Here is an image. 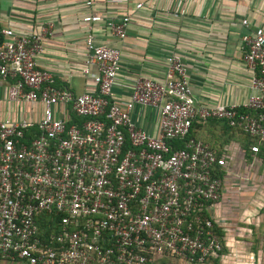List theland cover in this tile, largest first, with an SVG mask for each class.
Here are the masks:
<instances>
[{
    "label": "built area",
    "instance_id": "built-area-1",
    "mask_svg": "<svg viewBox=\"0 0 264 264\" xmlns=\"http://www.w3.org/2000/svg\"><path fill=\"white\" fill-rule=\"evenodd\" d=\"M86 4L92 7L94 1ZM84 21L105 22L99 15ZM130 22L129 17L107 21L110 36L126 42ZM243 26L250 28L248 20ZM52 32L53 26L39 34L0 27V77L14 82L9 99L43 108L38 123L0 121V260L155 264L165 255L191 264H205L211 257L223 260L215 231L223 221L214 211L235 165L187 138L195 122H227L258 141L248 168L259 163L255 155L264 145V29L242 37L247 66L255 74L249 101L215 107L198 103L181 57L165 58L164 83L141 74L121 80L122 51L98 45L92 35L83 70L91 90L76 95L59 88L38 61ZM120 87L130 92L125 104L115 100ZM136 106L160 111L158 136L133 122ZM57 107L79 121L58 117ZM179 143L185 148H177ZM220 170L225 179L218 177ZM44 214L61 218V232L51 237L56 248L40 237Z\"/></svg>",
    "mask_w": 264,
    "mask_h": 264
},
{
    "label": "crops",
    "instance_id": "crops-1",
    "mask_svg": "<svg viewBox=\"0 0 264 264\" xmlns=\"http://www.w3.org/2000/svg\"><path fill=\"white\" fill-rule=\"evenodd\" d=\"M86 1L0 0V27H9L18 33L39 34L43 27L53 26L52 34L44 39L39 66L54 77L59 88L76 95L92 88V81L83 73L86 41L92 35L98 45L122 51L121 80L132 74H141L164 83L165 58L176 55L187 67L190 85L200 105L241 106L249 101L255 74L247 66L242 37L256 29H264V0H93L92 7H88ZM140 4L144 6L139 8ZM91 15L102 16L105 22L86 23L85 18ZM124 17H129L131 22L129 38L121 43L110 36L106 22ZM244 20H248L249 29L243 26ZM13 83L11 79L0 77V121L40 122L43 115L41 104L9 99ZM129 93L122 87L117 88L115 100L125 104ZM56 114L61 118L68 117L72 123L79 121L65 108L57 107ZM131 117L139 128L151 136H158L160 111L136 106ZM37 133L33 131V134ZM217 134L220 136L218 130L207 125L199 136L220 144ZM225 150L232 152L230 154L240 167L245 166L239 163L238 156L242 152L237 147L226 146ZM231 181L228 179L223 200L214 211L215 217L223 221L221 230L227 247L228 244L233 246L229 237L232 207L228 208L231 201L228 183ZM245 215L250 226L241 228V232L252 233L258 229L264 232V204ZM259 242L263 247V239L260 238ZM227 259L226 254L223 262ZM0 264L23 263L0 260Z\"/></svg>",
    "mask_w": 264,
    "mask_h": 264
},
{
    "label": "rangeland",
    "instance_id": "rangeland-1",
    "mask_svg": "<svg viewBox=\"0 0 264 264\" xmlns=\"http://www.w3.org/2000/svg\"><path fill=\"white\" fill-rule=\"evenodd\" d=\"M239 149V148H238ZM240 151V149H239ZM232 153V152H229ZM239 153V152H238ZM254 155V154H253ZM252 155V156H253ZM232 154L230 155V157ZM256 159L258 154L255 155ZM233 157V156H232ZM229 159V156L227 157ZM239 163L245 165L244 167L236 163L234 166V173L232 172L229 184V198H231L228 208L232 209V216L229 217V224L231 225L230 239L233 241V246L229 247L227 251L228 259L222 262V264H264V232L258 229L257 232L243 233L241 228L249 227L245 214H249L264 204V167L263 162L259 161V164L255 165V168L250 170L246 167H252L248 165L246 152L239 154ZM255 158L253 156L254 162ZM251 163V164H252ZM250 164V163H249ZM232 166V165H231ZM228 185L226 184V190ZM231 218V219H230ZM262 225V224H261ZM234 229V231H233ZM263 239L262 242L259 240ZM259 239V240H258ZM254 248H258L259 251H255ZM159 264H191L184 259H173L169 257L163 258ZM197 264V263H196Z\"/></svg>",
    "mask_w": 264,
    "mask_h": 264
},
{
    "label": "trees",
    "instance_id": "trees-1",
    "mask_svg": "<svg viewBox=\"0 0 264 264\" xmlns=\"http://www.w3.org/2000/svg\"><path fill=\"white\" fill-rule=\"evenodd\" d=\"M207 125H211L214 130L219 131L220 136L219 134L217 135L218 138L220 139V144L211 142L208 139H203L199 136L200 131L203 128H205V126ZM192 139L197 142H201L203 144L208 145L212 150H214L217 153L219 157L229 156V159L227 158V160L229 161L230 165L233 164L235 165V161L232 156L230 157L231 154L229 153V151L225 150L226 146L234 147V148L237 147V149L239 148L242 153L243 151L246 152L248 165H250L253 161V156H252L253 154L251 152V148L252 146L258 144V141L255 140L253 137H251L248 133H246L242 128L232 127L227 122L218 121V120H211L208 121L207 123L195 122L187 140H192ZM260 147H261V151L258 154L257 158L260 162L261 161L263 162L262 167H264V145H261ZM177 148L184 149L185 145L183 143H179L177 145ZM218 177L225 179L226 172L220 170ZM60 219H61L60 217H57L55 215H47V214L42 215L41 218L39 219L40 237L43 239L45 243H47L52 248H56V244L53 243L51 237L53 235H58L61 232ZM215 231L219 235L223 244V251L221 252V255H226L228 248L224 238L225 234L222 232L221 229L218 228H216ZM254 250L256 252L259 251L258 248H254ZM167 257H169L170 260H172V258L177 259L176 257H170L169 255H165L159 260H157L155 264H159L163 258H167ZM222 262L223 260L221 256H219V257L209 258L205 264H222Z\"/></svg>",
    "mask_w": 264,
    "mask_h": 264
}]
</instances>
